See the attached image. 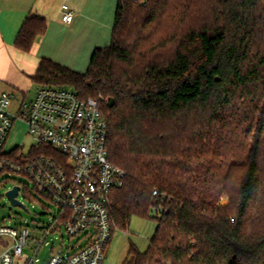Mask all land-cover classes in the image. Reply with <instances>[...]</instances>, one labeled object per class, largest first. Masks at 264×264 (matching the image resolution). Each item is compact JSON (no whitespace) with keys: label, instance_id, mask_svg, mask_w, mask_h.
<instances>
[{"label":"trees","instance_id":"obj_1","mask_svg":"<svg viewBox=\"0 0 264 264\" xmlns=\"http://www.w3.org/2000/svg\"><path fill=\"white\" fill-rule=\"evenodd\" d=\"M47 29L31 15L17 47ZM32 80L103 99L109 156L127 173L113 232L160 213L123 264H264V0H119L87 72L43 58Z\"/></svg>","mask_w":264,"mask_h":264},{"label":"built area","instance_id":"obj_2","mask_svg":"<svg viewBox=\"0 0 264 264\" xmlns=\"http://www.w3.org/2000/svg\"><path fill=\"white\" fill-rule=\"evenodd\" d=\"M62 13L63 20L71 23L74 14L68 5L62 6ZM1 84L0 80V180L7 182L14 174L27 177L37 195L55 207L56 216L52 223L41 225L42 239L33 237L28 227L1 225L0 264H15L30 243L36 244V252L24 264H35L48 236L63 228L79 243L67 254L54 252L46 264H102L115 228L109 215L110 196L127 177L109 156L103 99L83 98L60 86H40L34 96L21 97L1 89ZM17 122L33 139L27 152L20 146L7 149ZM43 147L48 152L32 154ZM14 150L18 152L13 157ZM14 186L20 188L18 196L25 195L22 183L10 189Z\"/></svg>","mask_w":264,"mask_h":264},{"label":"crops","instance_id":"obj_3","mask_svg":"<svg viewBox=\"0 0 264 264\" xmlns=\"http://www.w3.org/2000/svg\"><path fill=\"white\" fill-rule=\"evenodd\" d=\"M118 1L0 0L1 89L16 91L20 96H30L34 89L35 94L39 86L32 77L43 58L79 73L87 72L94 51L111 44ZM63 5L74 14L71 23L63 20ZM31 15L45 18L48 29L37 37L30 51H23L16 42ZM22 257L18 264H24L20 262Z\"/></svg>","mask_w":264,"mask_h":264},{"label":"rangeland","instance_id":"obj_4","mask_svg":"<svg viewBox=\"0 0 264 264\" xmlns=\"http://www.w3.org/2000/svg\"><path fill=\"white\" fill-rule=\"evenodd\" d=\"M34 92L35 90L32 89L29 95L33 96ZM33 143V139L27 133L24 124L21 122L15 123L8 140L7 149L20 146L27 152L30 150ZM10 178L9 181H4L3 183L0 180V226L6 225L16 229L28 227L33 237L42 239L44 235L40 227L41 225L46 226L54 221V217L56 216L54 213L55 207L44 197L37 195L34 191L33 182L27 177L14 174L11 175ZM16 182L22 183L30 193V196H25L21 192L18 196V200H20L25 207L12 204L11 200L6 195L7 191ZM227 202V200H222L223 204ZM159 214L158 211L153 209L148 217L133 216L126 230L117 229L111 239L106 258L102 264H123L132 244L141 251L147 250L150 245V240L155 234L157 226L156 217ZM78 243V238H70L64 228L54 232L48 236L37 256L40 261L35 264H44L54 252L59 250L67 254L71 248L78 245ZM35 246L36 244L30 243V245L24 249V254L20 262L23 263L28 257H32L35 254ZM15 264H18L17 260Z\"/></svg>","mask_w":264,"mask_h":264},{"label":"water","instance_id":"obj_5","mask_svg":"<svg viewBox=\"0 0 264 264\" xmlns=\"http://www.w3.org/2000/svg\"><path fill=\"white\" fill-rule=\"evenodd\" d=\"M114 105H115V100L113 98H110L108 100V106L113 107ZM19 189H20L19 186H14L12 189L7 191L6 195L9 197L12 204L25 207V205L20 200L17 199V196L19 194Z\"/></svg>","mask_w":264,"mask_h":264}]
</instances>
